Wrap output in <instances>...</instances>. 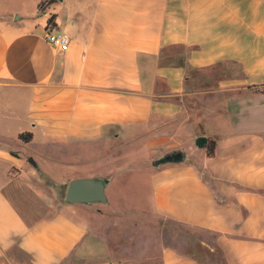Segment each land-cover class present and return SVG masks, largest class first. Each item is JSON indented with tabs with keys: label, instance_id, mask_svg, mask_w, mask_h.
<instances>
[{
	"label": "crops",
	"instance_id": "0c3cea01",
	"mask_svg": "<svg viewBox=\"0 0 264 264\" xmlns=\"http://www.w3.org/2000/svg\"><path fill=\"white\" fill-rule=\"evenodd\" d=\"M56 1L46 29L0 13V264H65L88 233L70 207L26 211L40 177L63 189L138 159H155L156 213L216 232L229 264H264V0ZM197 79L217 87L191 89ZM174 149L184 160L157 158ZM161 257L210 264L172 247Z\"/></svg>",
	"mask_w": 264,
	"mask_h": 264
},
{
	"label": "rangeland",
	"instance_id": "374dc122",
	"mask_svg": "<svg viewBox=\"0 0 264 264\" xmlns=\"http://www.w3.org/2000/svg\"><path fill=\"white\" fill-rule=\"evenodd\" d=\"M37 2L38 0H0V13L13 14L14 18L19 19L23 16L19 20L22 22L33 13L36 26L44 29L52 11L56 10L52 7L46 12L36 13ZM217 83L197 79L190 83V88H212L217 87ZM200 97L201 94L199 97L190 95L188 100H196L197 103L194 101L191 105L197 107L200 106ZM20 138L23 140L21 136ZM12 144L18 146L14 141ZM175 150L162 152L157 158ZM154 162L155 159H138L131 162V172L117 174L116 171L112 178L114 181L108 189L107 203L70 205L65 201L66 186L56 189V186L50 185L52 182L49 178L39 176L43 185L32 188L35 191L37 189L36 193H27L26 203L33 209L28 208L26 211H32L38 217L70 207L67 210L72 215L87 223L86 237L66 258L65 264H91L100 260H111L116 264H163L161 251L166 247H172L180 254L200 256L212 264H225L223 250L217 245L216 232L153 210V190L148 174Z\"/></svg>",
	"mask_w": 264,
	"mask_h": 264
},
{
	"label": "water",
	"instance_id": "95a60500",
	"mask_svg": "<svg viewBox=\"0 0 264 264\" xmlns=\"http://www.w3.org/2000/svg\"><path fill=\"white\" fill-rule=\"evenodd\" d=\"M185 153L182 150H175L172 153L166 154L164 160H184ZM110 176L95 175L85 177H75L69 180L66 193V202H109L107 186L111 182Z\"/></svg>",
	"mask_w": 264,
	"mask_h": 264
},
{
	"label": "trees",
	"instance_id": "16d2710c",
	"mask_svg": "<svg viewBox=\"0 0 264 264\" xmlns=\"http://www.w3.org/2000/svg\"><path fill=\"white\" fill-rule=\"evenodd\" d=\"M55 1L56 0H40V2L38 4V8H39L40 11H45ZM55 18H56V13H51V15L48 18V23H53L54 24L55 23ZM20 136L24 140H29L32 137V132L23 131V132L20 133ZM196 144L198 146L205 147L208 155H214L216 153L217 140L213 136H209V135H205V134H199L196 137ZM169 153H172V152H169ZM169 153H166V154H169ZM164 156L162 158H160L159 161H161V162L168 161V160H164ZM171 160H174V159H171ZM66 187H67V185H66ZM223 254H224V251H223ZM194 257L200 262H207V263L212 264L211 262H208V261L202 259L200 256L194 255ZM223 258L225 260V264H229L227 262V260H226L225 254L223 255Z\"/></svg>",
	"mask_w": 264,
	"mask_h": 264
},
{
	"label": "built area",
	"instance_id": "2783aa9c",
	"mask_svg": "<svg viewBox=\"0 0 264 264\" xmlns=\"http://www.w3.org/2000/svg\"><path fill=\"white\" fill-rule=\"evenodd\" d=\"M48 26H51V23H48ZM46 38L60 50H67L72 40L71 35L67 31L61 29H48Z\"/></svg>",
	"mask_w": 264,
	"mask_h": 264
}]
</instances>
